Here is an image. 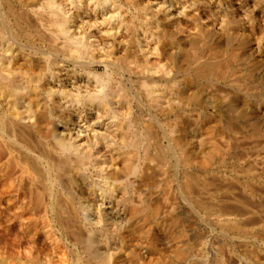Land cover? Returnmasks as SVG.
Wrapping results in <instances>:
<instances>
[{
    "label": "bare ground",
    "instance_id": "6f19581e",
    "mask_svg": "<svg viewBox=\"0 0 264 264\" xmlns=\"http://www.w3.org/2000/svg\"><path fill=\"white\" fill-rule=\"evenodd\" d=\"M214 1L171 0L169 5L156 3L159 7L154 8L150 0L152 9L161 6L166 16L175 18L176 25L165 24L168 31L174 27V39L178 43L177 46L179 45L176 49V46L167 43V40L163 43L158 40L155 42L156 38L154 41L147 39L149 35L143 40L140 36V40L139 34L136 37L132 31L129 32L127 28L131 26L127 27L128 22L122 18L123 6L118 7V11L115 10L116 14H112L99 10L97 1L93 4L91 0H0V196L16 197L2 203L5 219L2 221L4 231L0 233V264H143L140 256L146 239L150 240V244L156 249L160 243L172 247L176 233L174 234L171 228L161 229L162 224L154 221L158 212L157 203L152 202L154 206L150 209L151 216L146 220L151 221L150 224H144L139 233L134 234L131 221L135 220L140 207L129 204L125 205V209H121L118 206L124 199L120 195L116 197L117 200L120 197L117 202L112 200L117 192L116 188L124 181L123 177L127 179L131 173L142 172L143 169L147 171L144 160L139 161V158L136 159L138 156L134 158V155L121 152L122 146L141 147L148 161L151 159L160 163H164L165 157H162V153L165 156L171 154L173 167L177 172L176 182H173L178 194L177 207L189 212L196 211V207H199L197 215H202L208 227L213 222L227 225L226 233L237 243L242 241L243 235L251 231L255 223L251 219L254 216L252 213L256 212L254 210L251 211L252 215L249 214V207H252L251 204L257 196L255 188L250 184L248 186V183L244 185L238 174L235 177L237 183L234 185L235 180L228 183L225 176H219L218 181L209 178L212 175L208 173L209 168L213 165V158L217 153L210 141L212 130L217 126L212 124L216 120L213 121L210 115L211 107L215 106L211 96L213 97L216 90L211 87V82L214 76H224L230 65L236 67L243 50H247L243 49V41L252 49L260 51L262 40L254 42L251 34L256 25L263 26V18L257 19L256 24H251V18L246 14L248 11L244 13L242 0H228L233 4V8L226 17L218 8L213 11V20H204L203 6L211 7ZM109 2L112 4L111 0H108ZM105 8L103 7L104 10ZM184 18L195 24L199 30L198 32L196 29L198 35L195 36L194 32L191 34L188 27L182 26L181 20ZM243 21L245 22L241 25ZM87 27L88 31L85 30ZM238 27L241 28L242 34ZM151 36L153 35L150 34L149 37ZM36 40L47 42L57 59L53 62H49L48 60H52L49 58L46 60L44 52L39 51L40 48L35 45ZM204 45H207L210 51L201 55L200 49ZM27 48L34 52L36 57L24 50ZM38 53L43 55L39 54V57ZM162 55L165 60L168 59L167 62H162ZM257 63L254 64L258 65ZM97 65H103L105 70L97 71ZM114 66L122 68L120 70L124 69L122 73L129 75H123L128 83L123 81V84L115 79L116 74L112 71ZM132 67L139 70L137 77L144 101H138L137 96L140 94L132 92ZM251 67L253 68L252 65ZM260 68L264 75V65L258 68V72ZM79 74L81 76H73ZM256 74L257 71L254 72V78H257ZM153 75L163 79H157ZM217 89L221 90L218 86ZM121 103L126 109L120 108ZM136 104L141 111V118L147 123L142 129L131 132L133 127L129 125L132 122L128 121L125 125L124 120L123 124L120 121L126 114L128 117L124 119L131 118L129 116L135 112ZM193 104H198L201 108L197 120L190 118L193 116L189 117V112L177 110L179 106L183 109ZM260 107L258 104V107L252 109V113L249 111L248 116L259 120V126L261 125L264 131V111L261 114ZM146 108L157 112L161 121L156 123L148 116L145 119L149 112ZM122 109L127 110V113ZM232 109L225 112V119L220 121L230 132H240V124L242 126L248 116L243 118ZM140 116L137 117L138 120ZM175 116V120L168 123V120ZM141 123L143 122L140 121L139 124ZM234 133L232 132V135ZM236 137L232 143L235 144L236 159L239 162L243 151L239 150L241 147H237ZM170 160L167 159L169 164ZM95 170L100 171L104 182V199L101 198L103 201L98 199V188L94 184V176L92 177ZM261 176L260 174V178ZM132 184L136 186L135 193L141 196L140 186L143 188V184ZM222 191L224 195L225 192L232 194V197L222 199V194H219ZM167 195L171 197L172 192L169 191ZM21 198L23 202L28 203V207L21 206L20 202L17 204L18 201L15 200ZM197 215L194 218L197 219ZM8 219H12V222L8 223ZM110 220L118 226L117 233ZM207 224L203 228L204 232L200 230L203 237L208 233ZM16 227L20 230L13 233ZM203 237H200V240L206 248L213 239L204 244L206 239L203 240ZM24 238H29L32 244L21 249L20 241ZM159 240L162 242L158 243ZM134 241L138 243H132ZM132 253L136 255L133 259L130 257ZM210 254L218 253L215 254L213 249H210ZM154 260L155 258H152L146 263L152 264Z\"/></svg>",
    "mask_w": 264,
    "mask_h": 264
},
{
    "label": "rangeland",
    "instance_id": "374dc122",
    "mask_svg": "<svg viewBox=\"0 0 264 264\" xmlns=\"http://www.w3.org/2000/svg\"><path fill=\"white\" fill-rule=\"evenodd\" d=\"M96 1H97V4H99L98 5L99 6V8H98L99 10L107 11L108 13H112V14H116V11H118V7H121V6H123L124 8L126 7L125 9L122 7L123 8V12L127 9L124 12L125 14L122 12V15H124L122 18H123L124 21L126 20V22H128V25L129 26L127 25V27H130V26L132 27V29H131V27L130 28H127L129 30V32L132 31L131 33L134 34V35L136 34V37H138L137 34H139V39L142 37L141 39L143 40L148 35L150 36V34H151L153 36H151V37L148 36L147 39L149 38V40H153V39L156 38L155 39L156 40L155 42H157V40H158L161 43L166 42V40H167V43L174 44L173 46H176V49L179 46V45L177 46L178 43L174 39V35H173V33H174V30H173L174 27H172L173 29L170 28L169 31L167 29L168 28L167 25H171V26L172 25H176V22L174 20L175 18L173 16H170V17L169 16H166L165 15L166 13L161 8V6H160V8H157L155 10L152 9L153 6H154V8H156L155 6L159 7L158 4H156V3H159L160 5H162V4L169 5V1H171V0H168V1H165V0H155V1L154 0H151V2H150V0H143V1H141V0H125V2H124V0H122V1L121 0H114V2H112L113 0H111V3L112 4H110V2L108 3V0H106V1L105 0H96ZM96 1L91 0V3L93 2V4H94V3H96ZM128 1H130V2H128ZM145 1L148 2V3L150 2L153 6L150 3L149 4L146 3ZM115 2H117V3H115ZM152 2L154 4H156V5H154ZM245 2H247V3H245ZM107 3H108V5H107ZM242 3L244 5V9H243L244 10V13H246L248 11V13H246V14H247V17L248 18H251L250 21H252V22L249 21L251 24H256L257 21H258L257 19H260V18L261 19L263 18V21H264V17H263L264 16V0H249V1L248 0L247 1L246 0H242ZM251 3H252V5H251ZM139 4H140V6H139ZM149 5H150V8H149ZM254 5H257V6H254ZM103 7L104 8L107 7L108 9L105 8V10H104ZM110 7H112V8H110ZM218 8H220L222 10V14H224V16L226 17V15L231 12V9L233 8V4L231 2H229L228 0H215L213 2V4H212L211 7H209V6H203L202 9L204 10V14L202 16H203L204 20H209V19L213 20L214 19L213 11L215 9H218ZM246 8H247V10H246ZM255 8H257V9L255 10ZM252 9H254V10H252ZM109 10H111V11H109ZM143 10H145L147 13L145 11H143ZM156 10H158V12ZM155 11H156V13H159V15L156 14ZM144 13H145V15H144ZM250 13H251V15H250ZM255 13L257 14L256 16L258 18L255 16ZM153 14H155V15H153ZM253 14H254V16L252 17ZM258 15H260V16H258ZM165 16H166V18H165ZM172 17H173V19H172ZM119 18L121 19V17H119ZM124 18H127V19H124ZM164 19H166V20L164 21ZM185 19L186 18H184V20L183 19L181 20L182 26H184V27L186 26L185 28L188 27L187 29L189 31H191L190 32L191 34H194L195 33V36L198 35L199 33L197 34V31L199 32V30L195 27V24L194 23H191L192 21L190 19L189 20L188 19L185 20ZM255 19H256V21H255ZM171 21H172V23H170ZM263 21L261 22V25H263V26L261 27V26H257L256 25L255 27L257 29L255 28L254 31L252 30V34H251V38L254 39L253 40L254 42L255 41H258L260 39L262 40V42H263V46L261 47L262 50L260 49V51L259 50L256 51V50L252 49L251 46L249 47L248 43H246V42L243 41V45L245 44L243 49H246L247 48L248 51L247 50H243V54L240 55V57H239V59L237 61L238 64L240 63L239 66H238V64H236V67H232L233 65L232 66L230 65V69L228 70V72L224 76H221L219 78L218 77L216 78L214 76L213 78H215V79L212 78V82H211V85L212 86L211 87L214 90L216 89L217 92L215 90V93L216 94L214 93L215 96L213 95V97L211 96V98H212V103L214 102V105L217 106V107H215V106L214 107H211V109H210V115L213 117V121L216 120V121H214L215 123L213 122L212 124L213 125L215 124L218 127L216 126V128H213V130H212L213 132L211 134V136L212 135L213 136L211 137L210 141L212 142V145L215 146L217 153L215 154V156L213 158V160H215V161H213V165H211L212 168L210 167L209 168L210 170L208 172L209 174H212L209 177L212 180L214 179V181H218V179L220 178L219 176H225L226 181H228V183L233 182L235 180L236 175L238 174V177L240 176L239 177L240 178V181L244 185H246V183H248L247 184L248 186L250 184L252 187L255 188L258 197L256 196V198H254V202H253V204H251L252 207H249L250 204L248 205V207H249V211H250L249 214L252 213L251 211H254L255 210L256 213L253 212L252 214L254 216L255 215L256 216L255 217L252 216L253 218L251 217V219L254 220V222L256 224L257 223H259V224L258 225H255V223H253L254 226H256V227L253 226L251 228L252 229L255 228V229L254 230L251 229L252 232L251 231H248L245 234L246 236L243 235L244 236V238H243L244 240L242 239V241L239 242V243H237L236 241H234L231 238H229L230 236L228 235V233H226V231H227V227L226 226L227 225H225L224 223H223L224 225H221L222 223L219 224V223L213 222L212 225L210 223V225L208 227V224L206 223V220L205 219H202L203 218L202 215L201 214H199V216L197 215V213H198L197 211L200 210V209H198L199 207H196V211H190V212L187 209H183V208L177 207L178 206V203H177L178 202V198H177L178 197V194H177V191H176L177 189L175 190L176 184H174L176 182V175H175V173H177V172H176V170L173 167V162H172V158H171L172 156H171V154L169 152H168L169 153L168 156L170 158L168 156H165L162 153V155H163L162 157L163 158L165 157L164 158L165 160L163 159L164 163H160L157 160H153L152 161L151 159H149V161H148L147 160L148 157L144 156L145 155V152H144L143 148H141V147L131 148V147L122 146L121 147L122 149L120 150L121 152L123 151L126 154L129 153L131 156L134 155L133 156L134 158H136L138 156L136 159L139 158L138 159L139 161L144 160L143 162L146 163L145 167L147 168V171H146V169H143L142 172H140V171L138 172L137 171V172L131 173L132 175H129V178H127V179L125 177H123L124 179L123 178L122 179L125 182L123 181V183L121 182V184L118 185V187L116 188V191L117 192H116L115 196L112 197V200L115 201V202H117L120 199V197L118 198V200H117L116 197H118L120 195L121 198L123 197V199L125 200V201L123 200L122 204H120L122 207L120 205L118 206L121 209H125L126 208L125 205H129V204L130 205H135L137 207H140L139 208L140 209L139 213L140 214L142 212L143 213L141 215L139 213L136 214V217L134 216L135 217L134 218L135 220L131 221V223L133 224V226H132L133 227V231L132 232L134 234H138L139 231H140V229L142 228V226L144 224L145 225L150 224L151 221H147L146 222V220H149V218H150L149 216H151L150 209H151L152 206H154V204L152 205V202L155 203V204L157 203L156 205L158 207V210H157L158 212H157V215L154 216V221H157V223L162 224L161 225V229H163V228L164 229L167 228L168 230H170V228L173 229L171 231H173L174 234L176 233L175 235L177 236V237L175 236V240L173 242V244H174L173 246L174 247L173 246L172 247L171 246L170 247L169 246H166L165 243H160L162 241L159 240L158 243H160V244H158V246H157L158 248L157 249L150 244V240L147 241L148 239H146L145 242H143V244H144L143 246H145V247L142 250V252H143L142 255H145V256H142V255L140 256L141 262H143V264H147L146 261H149L152 258L153 259L155 258V260H154V262L152 264H264V215H263V213H264V197H263L264 196V131L261 129V125L259 126V124H260L259 123L260 122L259 120H257L256 118H251V117L248 116L249 115L248 114L249 111H250V113H252V111H253L252 109H255L256 106L258 107V104H259V107L260 106L262 107V108L261 107L259 108L261 110V114L264 113L263 112L264 111L263 110L264 109V75L261 72L262 71V69H261L262 67L260 68V71L258 72V70H259L258 68L260 66L264 65V22ZM155 22H157V23H155ZM244 22L245 21H243L240 24L242 25ZM165 23L166 24L168 23V24L166 25ZM235 27L237 28V26H235ZM196 29H197V31H196ZM238 29L240 30V33L242 34L241 28L238 27ZM85 30L88 31V27L85 28ZM164 30L165 31L167 30V31L164 32ZM170 30H173V31H170ZM167 32H168V34H167ZM192 32H194V33H192ZM253 33H255V34H253ZM169 34L171 35V37H168V36H170ZM164 35H165V37H164ZM256 36H257V38H256ZM168 39H170V40L168 41ZM171 39H173L174 42ZM24 42H25V40H24ZM35 45L38 46V48H40L39 51L41 50L45 54V55H43L42 53H38L37 55H39V54L41 55L42 54L44 57H46V60L48 58L49 59H52V60H48L49 62H53L54 60L57 59L54 56V54H53L52 47H50V45H48L47 42L41 41V40H36ZM204 46L201 48L202 50L200 49V54L201 55H202V53L205 54V53H208L210 51V48L207 45H204ZM49 47L51 49H49ZM24 50L27 53H32V56L34 55L33 57H36L35 56V53L32 52L30 49L27 48V49H24ZM179 50H178V52H179ZM205 50H206V52H205ZM244 51L245 52L247 51V53L249 55H247V53H245ZM40 55H39V57H40ZM52 55H53V58H52ZM251 56H252L253 59L254 58L255 59L253 60L251 58ZM256 56H257L258 59L256 58ZM161 58H162V62L163 63H165V62L168 61L167 58L165 60V56H163V55L161 56ZM241 58L244 61V63H242V64H241V62H243V61H241ZM248 60H249V63H248ZM253 62L255 64L257 62H259V63H257L258 65H255ZM243 64L246 65V66H244ZM240 65H242V66H240ZM251 65L253 66V68L251 67ZM69 67H71V66H69ZM245 67L246 68L248 67L249 69H246ZM95 69L97 71H99V72H102V71L105 70V67L103 65H97L95 67ZM120 69H122V68H120ZM120 69H118L115 66H114V69H112V71L114 70L113 73L116 74V75L114 74L115 77H116L115 79H117V81H122V83H123V81L124 82H127V80L125 79V76L127 77L128 74H126V73L123 74L122 72H123L124 69L123 70H120ZM253 69H255V70H253ZM132 70L135 73H133ZM246 70L249 73H247ZM138 71L139 70L136 67H134V68L132 67L131 68V73L133 74L132 75L133 77L131 76V78H130L131 82L130 83L134 82V83H132V92H133V94H135V93H137L136 95H139L140 94L139 95L140 97L137 96L138 97V101H140L139 99H141L142 101H144L145 99L142 96L143 94H142V91H140L141 89L139 87L140 86V82H139V79L137 77ZM250 71H252V72H250ZM253 71L254 72L257 71V74L259 73L258 75L257 74L255 75V76H257V78L256 77L254 78V72ZM123 75H125V76H123ZM73 76L74 77L81 76V74H79V75H73ZM153 76L155 78H157V79H161V80L163 79L162 77L160 78V76H158V75H157V77H156V75H153ZM128 77H129V75H128ZM85 78H87V77H85ZM132 78H133V81H132ZM134 80H136V81H134ZM254 80L258 82L257 84L259 86H260V83H262L261 86H260L261 88L257 84H255L256 82ZM259 81H260V83H259ZM213 85H215V86L213 87ZM217 86H218V88H221V90L220 89H217ZM222 86H223V88H222ZM217 94L219 96H217ZM213 99H214V101H213ZM230 99H231V101H230ZM222 101H223V104H222ZM254 101H256V102H254ZM140 104H142V103H140ZM193 105L190 106L191 108L190 107H184L183 109L179 106V107H177V110L179 112H183V113L187 111V113L189 112V114H188L189 117L190 116H193V117H190V118H193V119H196L197 120V119H199V115H200L201 108L199 107L198 104H193ZM121 106H123V107H121ZM124 107H125L124 104L121 103L120 108L126 109ZM241 107H242V109H241ZM230 109H232V110L235 109L236 110V113L237 112H238L237 114L240 113V115L243 116V118H245L246 116H248V117H246L244 119L245 120L244 121L245 124L242 123L243 124L242 126L240 124V132H239V130H237V131H232L231 130V132H230V129L227 128V126L224 123H222L223 120L225 119V116H226L227 111L230 110ZM146 110H147V112L148 111L149 112H148V115H146L145 119H147V116H148V118L150 117L156 123H158L159 121H161V119H159L160 116H159V114H157V112H154V110H148L147 108H146ZM123 111L125 112V114L127 113V110L126 111L123 110ZM134 111L135 112H133V114H131L129 116L131 118H129L128 120H126L127 117H128V115L126 114L125 116H123V118H121V121H120L122 123V121L124 120L125 122L123 121V123L125 125H127V122L128 121H131L132 124L129 125L131 128L133 127L132 129H130L131 132H132V130H135V129H137V130L142 129V126L147 123V121L145 122L141 118V116H140V112L141 111L139 110V106L137 104L135 106V110ZM153 112H154V114H153ZM109 114L112 115V112H110ZM111 115H109V117H112ZM138 116H140L139 117V120L137 118ZM124 118H126V119H124ZM175 118H176V116L173 119L170 118V120H168V123L170 121L172 123V120H175ZM133 119H135V120H133ZM134 121H136V122H134ZM140 121L143 122V123L139 124ZM246 123H249V124H246ZM125 125H123V126H125ZM222 128H224V130ZM227 130H229L230 133ZM224 131H226V132H224ZM250 131L252 133H250ZM232 132H235L234 134H236V135H234V134L232 135ZM236 132H238L240 135L237 134ZM224 135H225V137H223ZM234 137L237 138V142H238V144H237L238 146L237 147L238 148L241 147L239 150H242L243 151V156L245 157V159H244V157L242 156V158L240 159L239 162L236 159V156L237 155H236L235 148H234V145L235 144L232 143V141H234L233 140ZM238 137H240L241 139L238 138ZM213 141L215 142L214 144H213ZM228 146H229V148H228ZM137 149H138V151H140L139 153H138ZM135 154H137V155H135ZM139 155H140V157H139ZM233 155H234V157H233ZM166 158L168 160L171 159L170 160V164H169V161H167ZM155 161H157L158 163L157 162L155 163ZM160 164H163V165H160ZM166 165H167V168L165 167ZM261 168H262L263 171L261 170ZM155 169H157L158 171H154ZM148 170H150V171H148ZM248 171H250V172H248ZM155 172H157V173H155ZM221 172L222 173L224 172L225 175L222 174ZM148 173L150 174V176H149ZM165 173H167V174L165 175ZM100 174H101L100 171L95 170V172L93 173L92 177L94 176L93 177V179H95L94 180V184L97 185L96 187L98 188L97 189L95 187V189H97V191L96 190L95 191L97 192L98 199L100 198L99 200L100 201H103L104 198H103L102 195H104L105 191L103 189V187H104L103 186L104 185L103 183L104 182H103V179H101V175ZM260 174L262 175L261 178H260ZM147 177H149V180H147ZM167 177H170V178H167ZM136 178H137V180H136ZM132 179H134V180H132ZM154 179H155V181H152ZM126 180H128V181H126ZM231 180H233V181H231ZM131 182L132 183H135L136 182V185L141 184V183L143 184V188L141 187L142 185L140 186L141 191H142V195L141 196H138V194L135 193L136 186H135V184H132ZM171 183H173V185ZM236 183H237V178L235 180V183L233 182V185L236 184ZM173 186H175V187H173ZM122 188H123V190H122ZM168 190L172 192V196L171 197H168L169 195H167V194H169V191ZM163 191L168 192V193L166 194ZM101 192H103V193H101ZM99 193H100V195H99ZM227 193L228 192H225V195H224L223 194V191H222L219 194L220 195L222 194L221 195L222 199H224V198L226 199L227 197L228 198H231L232 197V194L230 195V193H228V194ZM219 194H218V196H219ZM245 195H246V197L248 196L246 193H245ZM63 197L65 199V196H63ZM125 197H127V198L125 199ZM151 197H152V199H151ZM101 198H103V199H101ZM107 198H110V197H107ZM13 199H16V197L13 198V196H10L8 198H3V197L0 196V233H3L2 231H4L2 229L3 228L2 227V221H3V219H5L4 216H3V212H2L3 211V204L2 203H4L3 201H5V203H6L7 201L13 200ZM15 201H18L17 202L18 205H19V202H20L22 204V205L20 204L21 206L28 207V203L23 202L22 201V198L21 199H18V200H15ZM257 201H258V203H256ZM131 202H132V204H131ZM123 205H124V207H123ZM255 208L257 209L258 212L256 211ZM137 215H138V217H137ZM196 215L198 216L197 219L194 218V216H196ZM260 215H261V217H260ZM8 220H9V221H7L8 223H11L12 222V219H8ZM136 221H137V223H136ZM151 224L153 225L154 223H151ZM175 224H176V227L174 228ZM206 224H207L208 233L205 234V236L203 237L202 236V234L204 232V229L203 228H204V226H206ZM253 224H251V225H253ZM201 226H202V228H201ZM117 227L118 226L114 224L113 228H116L115 233H117V230H118ZM19 230H20V228L16 227L15 229H13V233H18ZM200 230L203 231V232L200 233L201 232ZM180 231H182L183 233L181 232L182 233L181 234ZM108 232H110V231H108ZM177 233H179V234H177ZM216 236H219V237H216ZM200 237H203V240L206 239L204 241V244H205V242L207 243L208 240H212L213 239V241H210V245L205 248L204 245L201 243ZM134 240H135V238H134ZM29 241H30L29 238L28 239L27 238L22 239L20 241V248L21 249H25L27 247V245L28 246H31L30 244H32V243H30ZM132 243H138V242L137 241L136 242L134 241ZM162 246H165V247H162ZM159 248L161 250H159ZM209 248L210 249H213V251L215 252V254H217V253L218 254L217 255H211ZM203 252L204 253L206 252V253L204 254ZM196 254H197V256H196ZM223 255H225V256H223ZM135 256L136 255L134 253H132V255H130L131 259H133V257H135ZM201 256L203 257L202 259H201ZM222 257H223V259H222ZM197 258H199V259H197ZM156 260H157V262H156ZM158 260H161V262L158 261Z\"/></svg>",
    "mask_w": 264,
    "mask_h": 264
}]
</instances>
